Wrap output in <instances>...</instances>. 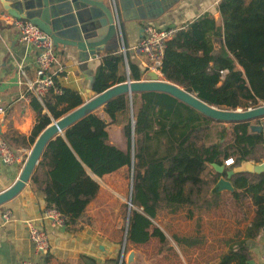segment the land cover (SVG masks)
Masks as SVG:
<instances>
[{"label":"trees","instance_id":"16d2710c","mask_svg":"<svg viewBox=\"0 0 264 264\" xmlns=\"http://www.w3.org/2000/svg\"><path fill=\"white\" fill-rule=\"evenodd\" d=\"M221 21L213 14L205 13L189 22L165 50L161 74L171 83L182 87L200 100L220 109L232 106L231 100L220 88V71H231L239 64L245 72L253 95L264 102V0H221L218 4ZM219 43V49H216ZM120 48L110 50L100 60L91 88L101 94L109 88L127 81V75H120V67L128 60L130 79L141 81L143 72ZM62 94H55L41 104L32 99V109L38 120L30 141L33 144L41 132L54 121L61 119L85 103L79 90L59 85ZM243 85L240 88L243 89ZM142 105L134 116L135 148L132 152V123L124 127L127 149H120L109 143L108 128L117 123L118 114L124 113L129 105L128 96L122 95L110 101L103 108L109 122L93 113L55 137L47 145L37 171L31 181L36 189L45 195L46 209H56L67 221L65 226L77 223L86 214L88 206L98 196L100 184L92 177L104 178L124 167H133L132 203L140 209H132L128 243L144 245L152 238H158L162 245L169 240L165 233L154 226L160 211L171 215L189 209L188 219L194 217L196 187L203 184L205 169L213 164L224 165V160L235 158V166L243 161L254 160L259 148L264 147V135L254 130L250 122L230 123L231 141L223 144L222 136L215 143L197 140V134L209 121L196 110L164 93L141 94ZM47 110V112H45ZM233 167V168H234ZM233 168H225L222 174L214 168L213 184L221 178H228ZM236 191L251 195L257 203L264 196V171L260 173L241 172L231 176ZM208 197L215 200L216 196ZM133 207V206H132ZM264 232V214L245 239L227 240V253L223 262L237 259L240 264H251L254 253L247 239L259 240ZM199 234V229L197 231ZM173 239L179 246L193 247L201 244L197 237ZM120 254L107 262L119 264ZM89 264L96 260L83 257ZM123 264H126L125 260Z\"/></svg>","mask_w":264,"mask_h":264},{"label":"crops","instance_id":"0c3cea01","mask_svg":"<svg viewBox=\"0 0 264 264\" xmlns=\"http://www.w3.org/2000/svg\"><path fill=\"white\" fill-rule=\"evenodd\" d=\"M220 1L142 0L148 19L122 21L117 35L95 56H91L88 52H80L74 47L55 46V77L60 86L79 90L82 95L85 92L89 100L87 89L92 86V79L95 78L101 58L106 56L108 51L119 48V42H121L123 48L127 46L131 61L143 72L141 81H151L146 77L150 76V73L144 72L145 57L134 53V47L140 42L144 28L148 24L158 28H185L189 22L205 13L213 14L220 22L221 15L217 9ZM250 1L245 0L247 4ZM26 2H31V0H26ZM11 6L13 5L0 0V106L7 110L6 115L0 114V138L19 158V163L16 166H7L0 159V195L8 191L19 179L35 144V142L31 143L30 137L38 120L37 113L31 106L33 96L28 91L25 78L18 73V64L22 63L26 67L28 78H35V53L27 52L26 45L20 40L18 30L7 22V18L10 17L7 9ZM69 20L72 21L70 16ZM219 47V43H216V49ZM122 65L120 75H124V65ZM91 70L94 71L93 78L85 74V71ZM242 85L243 89L240 88ZM219 86L231 100L234 110L246 111L256 108L255 106L262 102L253 95L244 69L237 63ZM261 161L264 163V159ZM250 162L256 165L254 160ZM211 168L212 166L207 167L202 177L212 182L210 188L212 190L216 183L213 184L214 172ZM92 177L98 182L99 177L93 174ZM238 193V199H235L233 193L230 192L220 193L216 199L229 204L234 199L236 201L245 199L253 208L258 206L260 198L264 199L261 195L255 203L251 195L241 190ZM261 205L264 210V200L258 207ZM45 210V195L36 189L32 181L14 199L0 206V264H25L28 261H39L41 264H86L84 256L96 260L97 263H102L109 258L107 250L99 252L95 250V244L101 238L99 233H95L91 227L85 225L83 218L68 226H53L45 218ZM5 215H9L8 219ZM261 220L262 218L256 222V225ZM29 224L46 232L49 237L51 249L45 257L38 256L35 252L29 237ZM254 227L251 225V228ZM252 242L254 247L249 248L254 253V260L251 264H264V232L259 240H252ZM232 260L240 264L237 259Z\"/></svg>","mask_w":264,"mask_h":264},{"label":"rangeland","instance_id":"374dc122","mask_svg":"<svg viewBox=\"0 0 264 264\" xmlns=\"http://www.w3.org/2000/svg\"><path fill=\"white\" fill-rule=\"evenodd\" d=\"M119 48L123 53L124 48L121 42H119ZM123 65L124 75H127L125 61ZM146 77L151 80L155 79L151 76ZM157 80L165 81L162 75ZM83 97L85 102H87L88 97L85 92ZM51 98H53V94L48 99ZM141 105V94H133V110L130 108L129 99L127 110L119 114L117 123L108 128L110 144L123 150L127 149L128 144L124 127L132 120V113L133 117L137 114ZM262 105H264V102H260L255 107ZM234 109L231 106L224 110ZM95 113L109 122L108 117L103 112V108ZM204 117L209 123L203 125L201 131L197 134V140L205 143H215L224 136L223 144L230 143L231 124ZM250 123L252 126L257 127L260 119ZM255 158L264 159V147L257 150ZM98 182L100 184V192L88 207V213L83 217V222L86 226L91 227L92 231L99 233L101 239L95 244V250L98 252L100 250L108 251L109 258L98 264H113L107 261L116 259L122 250L129 212L128 202L132 196V173L128 167H124L111 175L99 178ZM211 187L212 182L205 179L201 186L196 187L195 206L191 208L194 213L192 219L187 218L188 208H185L178 215L160 211L154 220V226L165 233L169 242L166 245H162L158 238H152L144 245H135L127 242L126 264H238L235 260L227 262L221 260L228 250L226 242L231 238L243 239L252 231L251 225L256 226V222L262 218L264 210L262 205L261 207L258 206L264 199L260 198L256 208L250 206L245 199L240 201L234 199L231 204L220 202V199L211 200L208 197ZM132 209L139 210V204L133 205ZM198 229L199 234H197ZM174 235L197 237L202 241L201 244L193 247L179 246L173 239ZM247 244L250 248L254 247L250 239H247ZM130 256H132L131 260H129ZM84 261L89 264L87 260Z\"/></svg>","mask_w":264,"mask_h":264},{"label":"water","instance_id":"95a60500","mask_svg":"<svg viewBox=\"0 0 264 264\" xmlns=\"http://www.w3.org/2000/svg\"><path fill=\"white\" fill-rule=\"evenodd\" d=\"M3 1L13 5L7 9L10 15L32 21L53 38L56 47H74L80 52H88L91 56H95L98 51H102L117 35L118 30L121 29L122 21L148 19L142 0H31L28 3L26 0ZM69 16L72 21L69 20ZM77 20L80 23L79 25ZM125 65L127 68L126 82L115 85L101 94H96L92 88L87 89L89 96L87 102L61 119L54 121L41 132L35 141L31 155L23 167L19 179L8 191L0 195V206L14 199L31 181L51 140L57 136L64 135L66 129L104 108L105 105L119 96L126 95L129 97L131 110H133V94L155 92L168 94L203 116L220 122L238 124L252 122L264 116V105L246 111L220 109L200 100L174 83L167 80H157L158 75L153 72L150 73V76L156 80L133 81L130 79V69L126 56ZM85 74L90 78L94 77V71L92 70L85 71ZM131 123L133 131L131 147L132 152H134L135 119L133 113ZM254 130L261 133V129L258 126L254 127ZM212 168L219 174L225 171L224 165L213 164ZM263 171L264 163L254 165L250 161H243L240 166L234 167L228 172L227 179L221 178L215 184L210 195L216 196L223 192H235V187L230 178L236 173H260ZM131 173L133 184V167L131 168ZM128 205L129 212L119 264H123L125 260L128 229L133 206L132 196ZM131 258L132 256L129 257V260Z\"/></svg>","mask_w":264,"mask_h":264},{"label":"built area","instance_id":"2783aa9c","mask_svg":"<svg viewBox=\"0 0 264 264\" xmlns=\"http://www.w3.org/2000/svg\"><path fill=\"white\" fill-rule=\"evenodd\" d=\"M7 22L18 30L20 40L26 45L27 52L29 54L35 53L36 71L34 79L28 78L26 67L22 63L18 64V73L25 78L28 91L33 98L44 104L52 91L55 94H62V91L56 88L54 81L56 55L53 38L29 19L10 15L7 18ZM183 29L176 27L158 28L152 24H148L144 28V34L140 42L134 47V53L137 56L145 57L146 61L143 63L145 73L153 72L157 75H162L161 68L167 45ZM123 53L126 54L125 48ZM228 72L229 70L226 69L220 71V82L226 79ZM6 113L7 110L0 106V114L6 115ZM258 127H260L261 133L264 135V116L260 119ZM0 159L7 166H16L19 163V158L1 138ZM235 163L233 157L224 160L225 168H233ZM44 216L53 226H65L67 221L66 217L56 209H46ZM8 217L9 215H5L6 219ZM29 237L38 256L45 257L50 252V240L46 232L33 224H29ZM25 264L41 263L39 261H28Z\"/></svg>","mask_w":264,"mask_h":264},{"label":"bare ground","instance_id":"6f19581e","mask_svg":"<svg viewBox=\"0 0 264 264\" xmlns=\"http://www.w3.org/2000/svg\"><path fill=\"white\" fill-rule=\"evenodd\" d=\"M158 76H160V75H158ZM156 79H158V78H156Z\"/></svg>","mask_w":264,"mask_h":264}]
</instances>
